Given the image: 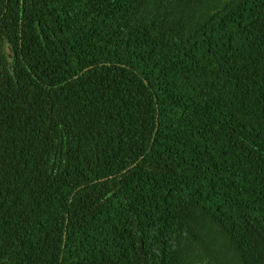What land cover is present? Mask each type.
<instances>
[{
	"label": "trees",
	"instance_id": "obj_1",
	"mask_svg": "<svg viewBox=\"0 0 264 264\" xmlns=\"http://www.w3.org/2000/svg\"><path fill=\"white\" fill-rule=\"evenodd\" d=\"M0 264H264V0H0Z\"/></svg>",
	"mask_w": 264,
	"mask_h": 264
},
{
	"label": "water",
	"instance_id": "obj_2",
	"mask_svg": "<svg viewBox=\"0 0 264 264\" xmlns=\"http://www.w3.org/2000/svg\"><path fill=\"white\" fill-rule=\"evenodd\" d=\"M3 50H4L5 56H6L7 61H8V68H9V70H11L12 69L13 52H12V49L7 42L4 43Z\"/></svg>",
	"mask_w": 264,
	"mask_h": 264
},
{
	"label": "flooded vegetation",
	"instance_id": "obj_3",
	"mask_svg": "<svg viewBox=\"0 0 264 264\" xmlns=\"http://www.w3.org/2000/svg\"><path fill=\"white\" fill-rule=\"evenodd\" d=\"M4 42H5V41H3V42H2V45H4ZM2 45H1V49H2ZM1 52L3 53V51H2V50H1Z\"/></svg>",
	"mask_w": 264,
	"mask_h": 264
}]
</instances>
